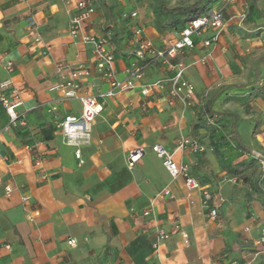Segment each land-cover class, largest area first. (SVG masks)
I'll return each instance as SVG.
<instances>
[{"label":"crops","instance_id":"1","mask_svg":"<svg viewBox=\"0 0 264 264\" xmlns=\"http://www.w3.org/2000/svg\"><path fill=\"white\" fill-rule=\"evenodd\" d=\"M90 2L95 12L83 22V33L108 40L118 80L135 61V29L156 49L177 35L158 32L142 0H117L120 17L114 0L110 10L101 0ZM133 11L135 18H122ZM76 12L73 0H0V79H11L22 102L14 124L0 104V264H242L264 227V207L244 185L259 176L253 167H237L248 156L264 158V90L249 96L253 85L264 84V0L224 5V29L211 49L194 38L195 47L170 64L149 63L132 90L100 99L103 109L86 140L67 145L58 125L79 115L80 105L50 89L79 66L91 73L81 81V94L109 88L94 69L91 48L69 36ZM8 62L11 73L3 69ZM178 63L194 88L188 105L172 99L168 87L141 94L144 85L172 77ZM212 132L227 141L235 135L248 152L230 142L218 154ZM180 139L202 148L186 146L174 161L223 198L215 220L200 194L187 197L183 179H171L152 151L161 145L173 152ZM136 149L143 154L129 168L128 155ZM165 187L173 199L149 209ZM146 210L150 215H143ZM157 229L170 235L155 251ZM254 264H264V247Z\"/></svg>","mask_w":264,"mask_h":264},{"label":"built area","instance_id":"2","mask_svg":"<svg viewBox=\"0 0 264 264\" xmlns=\"http://www.w3.org/2000/svg\"><path fill=\"white\" fill-rule=\"evenodd\" d=\"M77 12L69 19V36L72 39H78L82 44L91 48L94 57V69L101 78L108 83V90L100 92L97 95L81 94V81L90 77L91 73L83 66L69 71L67 79L63 82L53 86L50 90L58 93L60 99L64 101H77L80 105V113L77 116L68 115L58 125L62 136L67 145H78L79 142L86 140L89 136L91 127L96 118L100 115L103 106L100 99L110 98L117 93L127 92L135 87V80L141 78L145 67L151 62H159L162 64H170L180 53L192 50L195 47L194 38L202 32L208 30H215L209 39L204 40L201 44L203 47H210L215 43L224 29L222 10L223 6L231 3L233 0H221V4H217L207 10L204 14L189 21L182 30L171 40H169L165 47L156 49L153 44L145 39L142 35L141 29H135L132 33V43L135 48L133 57L135 61L127 70V78L125 80H118L115 77L114 56L113 50L106 39H97L91 34L83 33V22L90 17L94 12V7L90 0H73ZM130 3L137 0H128ZM137 16L135 11L130 14H124V18L133 19ZM245 18V15L240 16V22ZM185 65L178 63L175 65L174 75L170 78L157 79L141 88L143 96L148 95L151 91L161 90L168 87V94L172 99H176L183 105H188L194 93L193 86L183 78ZM7 73L12 72V63L8 62L3 68ZM62 70V66H58V71ZM0 104L5 113L9 117L10 124L18 121L19 116L16 109L21 106L22 102L19 98V92L14 88L11 79H0ZM171 104V102L169 103ZM186 146H191L194 151H201L202 148L194 141L188 139H180L174 148L173 152L167 151L161 145H154L152 151L158 159L161 160L162 166L168 173L171 179L182 178L187 197H190L193 192H198L201 196V204L203 209L208 212L210 219L217 218V206L223 203V198L220 195L214 194L210 189L201 185L189 173V168L185 164H178L174 161V154L182 151ZM78 152L76 153V155ZM143 151L136 149L128 155V167L133 166L141 159ZM260 170L264 172V158L257 157ZM10 193V189L6 188V194ZM164 198L173 199L171 191L165 187L161 189L149 203V209L153 208L156 203ZM26 200V198H23ZM151 210L143 212L144 216L150 215ZM38 213L35 212V215ZM31 219V215H28ZM169 233L162 230H156V239L153 245L154 250L158 251L161 243L169 238ZM184 243H187L188 236L181 233ZM68 245L74 246L75 241L69 240ZM264 247V227L260 235L253 241V253L249 259L243 261L242 264H254L257 255Z\"/></svg>","mask_w":264,"mask_h":264},{"label":"trees","instance_id":"3","mask_svg":"<svg viewBox=\"0 0 264 264\" xmlns=\"http://www.w3.org/2000/svg\"><path fill=\"white\" fill-rule=\"evenodd\" d=\"M108 1L109 0H101V3L106 7L108 10L110 8L108 7ZM117 1V0H116ZM221 0H198L197 2L193 3L190 6L187 7H172L169 8L165 5L163 0H158L157 8L154 11L155 18H154V24L158 32L162 33L165 31H173L176 34H178L182 28L191 20L197 18L198 16L204 14L207 10H209L214 4L220 2ZM124 15V14H123ZM122 15V16H123ZM124 18V17H123ZM125 20H128L125 18ZM195 42V40H194ZM255 90H259L258 92L252 93ZM264 90V84L262 83L260 87L258 85H253L251 87V93L249 96H256L259 92ZM227 116L233 121H235V117L231 115H224ZM213 113L210 114L208 118L212 119ZM205 126L208 124L207 119L206 121L203 120V124L201 126ZM234 125V122H233ZM212 141V147L215 152L219 154V148L222 146H228L230 142L235 146L236 149H240L243 151H247L245 147H243L237 137L234 135V137H230V140L227 141L224 139L223 135H215V132H212L211 137ZM243 166H245V162L239 163L237 167L240 169ZM259 180L255 183L251 184H244L245 188H250L249 197L254 198L257 200L263 207H264V191L259 186Z\"/></svg>","mask_w":264,"mask_h":264},{"label":"rangeland","instance_id":"4","mask_svg":"<svg viewBox=\"0 0 264 264\" xmlns=\"http://www.w3.org/2000/svg\"><path fill=\"white\" fill-rule=\"evenodd\" d=\"M165 5L169 8L172 7H187L192 5L193 3L197 2L198 0H163ZM114 6H115V11L116 14L120 17L121 14L123 13V6L121 2H117L116 0H114ZM142 5H147V7L149 8V12H151V14L153 15V17L155 18V14L154 11L157 8L158 5V0H142ZM123 18V17H122ZM215 32V30H208L206 32H202L198 35V39L201 41V43L206 40L209 39L212 34ZM212 48V44L210 45V48ZM248 160H245V166H250L253 167L255 169V173H257V177L259 176V183H260V187L262 189H264V172H262L259 168V164L257 163L258 160H254L253 158H250V156H248ZM255 176V174H253V177ZM243 177V176H240Z\"/></svg>","mask_w":264,"mask_h":264}]
</instances>
